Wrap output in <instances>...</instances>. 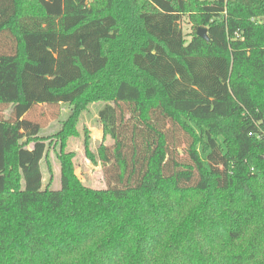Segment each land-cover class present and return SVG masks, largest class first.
Segmentation results:
<instances>
[{"label":"trees","instance_id":"trees-1","mask_svg":"<svg viewBox=\"0 0 264 264\" xmlns=\"http://www.w3.org/2000/svg\"><path fill=\"white\" fill-rule=\"evenodd\" d=\"M95 93L105 189L63 151ZM65 103L61 187H33L21 113ZM0 264H264V0H0Z\"/></svg>","mask_w":264,"mask_h":264},{"label":"rangeland","instance_id":"rangeland-1","mask_svg":"<svg viewBox=\"0 0 264 264\" xmlns=\"http://www.w3.org/2000/svg\"><path fill=\"white\" fill-rule=\"evenodd\" d=\"M134 27L141 30V25L137 15L130 16ZM181 27L186 35V39H190V34L194 31L195 22L188 15H183L180 21ZM118 32L112 38L104 42L105 52L111 59L109 67L106 70L107 81L104 86L107 94H112V87L115 85V79L122 75H126V68L123 62L112 58L119 43L122 31V20L118 21ZM201 28H204L200 26ZM143 41L132 39L127 36L124 38V54L125 59L130 62L132 52L135 48L140 46ZM125 73V74H124ZM111 89V91H110ZM105 96L95 93L93 101L89 104L88 108L82 111L78 117L76 129L77 132L68 136L66 144L63 147L60 137L57 133L62 130L63 123L71 113L70 104H61L59 107L60 116L54 118L52 108L42 106L33 112L30 116L25 112L21 113L22 118L30 119L29 121L34 125H41L42 129L37 133L39 136L45 137L44 141L39 142L35 147L34 143L29 144L28 150L32 152L33 157L37 159L35 165L36 173L31 181L34 187L52 189H59L62 181V168H61V148L63 147L64 153H72V162L75 167V174L79 177L82 183L94 189H105L107 187L105 168L102 162L98 159V148L102 143L110 144L112 140L110 137L105 136L103 124L101 123L98 113L105 103L109 102ZM11 111V106L3 109L2 115H8ZM88 144V146L86 145ZM87 148L94 157L87 153ZM95 159V161L93 160ZM35 179V180H34Z\"/></svg>","mask_w":264,"mask_h":264},{"label":"water","instance_id":"water-1","mask_svg":"<svg viewBox=\"0 0 264 264\" xmlns=\"http://www.w3.org/2000/svg\"><path fill=\"white\" fill-rule=\"evenodd\" d=\"M198 35L204 39H208V32L207 28H199L198 29Z\"/></svg>","mask_w":264,"mask_h":264}]
</instances>
